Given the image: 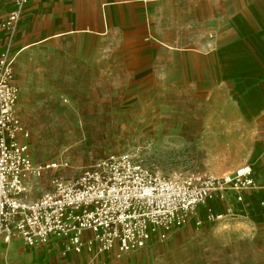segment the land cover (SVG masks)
Masks as SVG:
<instances>
[{"label":"rangeland","instance_id":"rangeland-1","mask_svg":"<svg viewBox=\"0 0 264 264\" xmlns=\"http://www.w3.org/2000/svg\"><path fill=\"white\" fill-rule=\"evenodd\" d=\"M127 11L124 20L114 14L106 33L77 27L37 59L32 81L41 89L21 109L28 135L20 140L35 161L58 167L34 181L28 198L56 176L74 178L119 153L163 176L250 166L263 177L264 0H176ZM239 43L246 58L233 47ZM258 210L264 199L208 219L202 206L191 223L119 257L86 245L66 250L63 241L32 248L3 240L0 264H264Z\"/></svg>","mask_w":264,"mask_h":264},{"label":"built area","instance_id":"built-area-1","mask_svg":"<svg viewBox=\"0 0 264 264\" xmlns=\"http://www.w3.org/2000/svg\"><path fill=\"white\" fill-rule=\"evenodd\" d=\"M14 1L18 6L2 22L6 28L17 27L28 2ZM17 53H0V238L29 247L61 240L66 250L80 252L86 245L94 255L113 252L119 257L145 247L154 234L163 239L171 229L191 223L202 206L208 219L231 215L233 203L257 188L250 166L224 174L163 176L119 153L99 159L74 178L56 176L50 190L28 198L34 181L58 163L35 161L20 140L28 130L16 111Z\"/></svg>","mask_w":264,"mask_h":264},{"label":"crops","instance_id":"crops-1","mask_svg":"<svg viewBox=\"0 0 264 264\" xmlns=\"http://www.w3.org/2000/svg\"><path fill=\"white\" fill-rule=\"evenodd\" d=\"M175 1L176 0H28L22 7V14L17 27L11 29L4 27L2 22L6 15L18 5L14 0H0V53L5 49L18 51L14 63V74L15 83L19 88L16 110L19 112V117L21 116V121H25V115L21 112L22 107H24V109L29 108V99L33 97L31 93H35L38 89H41L38 85L35 86L32 81V77L40 72L34 65L41 53H43L42 51L49 50L50 45L54 41L59 38H65V36H70L78 30L77 27L81 26L87 27L90 33L104 34L107 32L108 27L111 26L114 14L119 15L120 19L124 20L128 17L127 9H129V7L138 6L140 9H146L149 5L166 2L171 3ZM97 25L101 27L99 31L90 29ZM48 27H62V30L49 32ZM233 47L239 50L240 57L246 58L248 56L249 51L245 43L235 44ZM245 61H247V59ZM249 74L252 75L255 73L251 72ZM260 79L264 81V76H261ZM24 99L26 101L22 102ZM253 177L257 181V188L253 191L244 193L243 201L240 203H233V208L235 205L240 208L247 201L248 203L256 204L263 201L264 176L256 178L253 175ZM259 214L260 216L264 215L262 211L258 210V215ZM3 240L14 241L25 245L20 240H6L1 237L0 253L5 250ZM58 243L62 245L61 240L52 241L49 244ZM12 246L13 245H10V247ZM13 250H16V248L14 247Z\"/></svg>","mask_w":264,"mask_h":264}]
</instances>
